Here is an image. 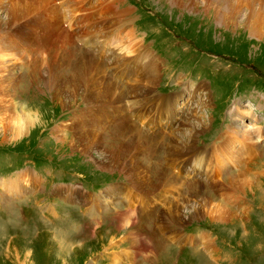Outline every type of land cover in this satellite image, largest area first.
Instances as JSON below:
<instances>
[{
    "label": "rangeland",
    "instance_id": "374dc122",
    "mask_svg": "<svg viewBox=\"0 0 264 264\" xmlns=\"http://www.w3.org/2000/svg\"><path fill=\"white\" fill-rule=\"evenodd\" d=\"M48 1L46 0L45 4ZM79 1H58L60 4L58 27L65 20L63 11L68 8L67 6H73V3ZM81 2L82 5L78 7V12H76L78 16L75 15L76 20L73 18L70 25L75 20L76 23L84 22L83 27H86L88 22L84 19L87 17H83V15L89 12L84 13L80 10L85 7L89 9L86 3L97 4L99 0H81ZM136 2L141 6L139 7ZM257 5L262 6V2H258ZM119 7L122 9L130 8L131 15L128 23L130 29L137 35L135 39H141L149 51L160 59L161 68L155 88V93L158 92L159 97L155 96V99L159 100L161 98L162 100L163 97L165 98V102L168 104L167 108L171 110L178 123L187 118L189 114L201 116L205 119V129L197 135L193 147H196L195 143L202 146L220 142L219 146L222 145L221 141L227 138L225 125L229 122V119L225 118V114L227 115L228 112L231 114L232 122L235 113L230 111L232 108L234 110L238 108L240 103L249 104V109L246 110L249 113L253 112L254 116L251 120L250 115L245 111L244 120L252 121L251 125L254 123L253 127L255 129L261 127L260 132L264 135L263 35L259 39L250 36L245 20L240 22L239 15L225 22L216 21L215 7L207 9L208 11L201 6L190 10L188 9L190 7L174 5L169 0H121ZM153 14H157L158 19ZM70 32L72 31L70 30ZM112 34L109 39L111 47L116 48V44H118L129 48L133 45V41L127 39V30H122V27H114ZM62 37L63 33L58 31L57 40L60 48L65 44L61 43ZM79 43H81V40ZM95 44L97 45L96 42ZM86 46L84 50L94 51L92 49L93 45ZM107 51H109L108 47H105L102 56H100V59H104L107 64L105 66L107 71L103 77L115 78L120 82L123 77L120 79V74L115 75L116 71L110 69L112 60L110 56H106L110 53ZM18 54L22 58L18 61L17 70L25 72L26 78L23 76L24 78L17 87H6L8 101L0 105V180L13 179L16 175H12L17 170L28 166L31 169L29 171L36 177L37 181L35 183L25 181L21 191L11 192L2 200L6 206L11 198L22 199L23 196L29 195L28 198L18 200L20 209L17 218L15 211L14 214L12 213L13 207L7 211L15 217L7 215L5 212L0 217V223L6 221V230L0 228V264H132L131 259H128L126 255L127 252L131 251V245L126 240L131 238L133 234H138L140 230L135 231L132 223L133 217H115V213L112 214L110 209H113L112 206L115 203L119 207L120 202L118 203V200L120 198L125 199L123 206H121L124 208L128 201L124 193L129 190V208L131 210L135 209L137 211L141 205H143L142 210L147 212L155 208L154 219L156 221L153 219V223L148 224L149 227H155V222L160 224V215L169 207L165 202H168L171 198L176 200L180 198L175 187H178V184L171 183L163 188L164 190L159 188L156 192H150L149 194L135 189V184L128 182L125 171L111 166V164L107 166L106 154L102 152L107 150L109 131L111 127L115 129L114 121H118V119H115V110L121 104L118 100L119 97L112 101L109 100L111 111H104L107 119H103L102 123L98 124L96 120L101 115L99 111L103 107L102 100L97 103L90 97L87 99L82 88L75 96H69L68 99L61 98L62 102L52 98L46 87L44 88L37 73L31 70V66L36 67V65L33 63L30 65L27 62L28 55L22 47L18 49ZM35 55V57L39 56L38 53ZM42 74H44V71H42ZM99 76L102 77V74ZM202 82L205 83L206 92L209 95L208 100H206L208 101L207 105L203 108L199 106L198 100L192 97L193 86H197ZM76 83L77 81L73 80V84ZM184 84H188V87L186 88ZM25 85L27 86L23 88ZM79 86L81 87L82 83ZM19 87L21 91H19ZM91 88L93 86L89 85V94ZM96 88L103 92L104 83L100 82L96 85ZM15 90L17 91L16 94ZM124 92L128 93V87H125ZM136 92H138V89H136ZM175 93H181V98L174 99L172 95ZM127 95L131 97L125 101L131 102L138 98L133 97L131 92ZM151 101H153L152 97L146 105L147 109L141 111L144 120L152 115V112L149 113ZM140 104L143 107L144 103ZM228 106H230V109H228ZM17 113L22 114V116L29 114L34 122L23 133L14 134L12 132V122H15L13 117ZM75 114H80L81 117L84 116L86 119L82 129L78 126L73 128L75 123L72 124V122ZM128 116L131 121L135 120L134 113H130ZM191 121L192 119L189 120V123ZM200 121L201 119L198 118V123ZM129 123L132 124V122ZM230 125L231 123L227 125V128ZM255 125L259 127H255ZM62 126L63 129L60 130L59 127ZM171 126L174 130L177 127L175 124H171ZM92 127L98 128L99 131L97 132ZM90 128L93 131L91 134H95V132L101 134L105 142L101 147L83 150L81 146H84L82 143L85 141L81 137H75L73 133H85L87 131L89 133ZM124 130L122 128L119 132ZM261 141L257 145L264 148ZM232 146H236V142L231 143L230 147ZM133 152L129 153L128 162L135 163L138 168L140 166L139 169L147 176L146 179L149 184L152 183L153 179L150 177L152 167H146L147 162L139 156L140 151L138 153ZM138 156L142 162L137 160ZM251 161L252 159L247 163V169L251 181L255 182L250 187L248 185L241 188L243 190H238V198L234 202H229V195H233L234 192L225 189L214 192L215 201L213 202H219L220 205H225L228 208L232 207L231 211H234V216L230 219L226 220L225 218L224 220L223 215L216 217L203 211L199 215L193 216L194 203L197 205V202H194L195 199H193L195 197H191V200L185 206L182 205L183 224L176 225L174 223L172 227L177 229L178 234L184 233L183 235L187 237L198 238L200 235H204L208 242L201 243L194 238L197 244L194 242L185 244L190 248L176 251L175 244L168 242H165L161 248L156 246L154 248L148 244V241L154 242L145 237L141 243L145 252H143L144 254L140 253L137 257L139 262L136 264L149 262H154V264H264V153L253 162ZM196 163L198 170L196 178L203 181L207 178L206 173L210 170H207V167L200 169V166L198 167V163ZM31 167L41 172L48 170L50 174H39ZM169 168L172 174L177 170L173 168V165L166 166V169L171 172ZM191 169H185L186 173L192 175ZM232 171L227 172L225 177L234 173L236 169ZM257 171L260 175L263 174L259 178L254 177ZM42 175L48 181L47 184L46 182L44 184V192H41V196H38L37 193L36 195H30L33 192L31 189L41 180ZM60 182H64L67 186L62 185ZM52 184L55 185V194L66 199L68 203L58 196L54 197L55 202L59 205L61 215L69 214L61 218L60 221L58 217L59 219L56 218L54 223L47 225V223L41 222V212L34 204L38 199L48 198L45 192ZM220 184L221 182L217 181L215 187H219ZM114 185L119 187L112 190ZM1 187L2 185H0ZM71 188L77 190L78 193L76 191L72 193ZM84 188L93 191L92 193L100 188V190H103L97 195H92ZM110 188L112 191L108 192L109 195H104V192ZM41 189V184H38L37 191ZM47 193L51 194L50 192ZM99 197H101V200ZM162 197L167 198L163 199ZM88 198H92L94 201L92 202V199ZM39 202L36 204H41ZM69 202L83 203L85 208L91 205L97 206L93 203L97 204L99 202L102 208L107 207V209L106 211L99 209L102 214L96 213L94 219L98 218L99 221L92 218L89 222L88 220H80L79 216L75 214L74 208L77 205H70ZM50 204L55 207V204ZM234 204L236 205L234 206ZM106 205H111V207ZM74 217H76L75 220H72ZM74 227H80L81 230L87 228L86 232L97 231L99 234L96 239H89V235L83 231H72L71 228ZM167 230L173 231L171 229ZM123 239L125 240L123 241ZM7 243L10 245L5 247ZM148 248L150 249L149 252H147ZM177 257L178 260H176Z\"/></svg>",
    "mask_w": 264,
    "mask_h": 264
},
{
    "label": "bare ground",
    "instance_id": "6f19581e",
    "mask_svg": "<svg viewBox=\"0 0 264 264\" xmlns=\"http://www.w3.org/2000/svg\"><path fill=\"white\" fill-rule=\"evenodd\" d=\"M58 1L49 0L45 4L46 0H0V105L8 101V90L6 87H17L22 78H26L25 72L17 70L18 61L22 58L18 54L20 47L28 55L27 62L30 65L32 63L36 65V67L31 66V70L37 73L44 88L46 87L52 98H56L62 102L61 98L65 97V99H68L69 96H75L82 88L87 99L90 97V99H94V102L97 103H100L102 100L101 104L103 107L99 111L101 115L96 120L98 124H101L103 119H107L104 111H111L109 100L112 101L119 97L118 100L121 104L115 110V119H118V121H114L116 130L111 127L106 147L107 150L102 151L106 154L107 166L111 164V166L121 168L122 171H125L128 182L135 184V189H139L144 193L156 192L157 189H163L167 185L174 183L175 185L178 184V187H175L180 196L177 200L171 198L168 202H165L169 207L160 215V224H156L155 222V227L148 226V224L153 223L155 208L147 212L142 210L143 205H141L139 208L137 207V211L135 209L131 210L129 208V190L124 193V196L128 199L124 208L120 205L118 207L116 203L112 206L113 209H110V212L112 214L115 213V217H133L132 223L135 231L140 230L138 234H130L132 237L126 240L131 245V251L126 254L127 258L131 259L132 264L139 262L137 257L140 253L145 252L141 244L145 237L146 239H151L157 248L164 246L165 242L169 243L171 239L180 243H186L187 241L196 243L195 239H198L201 243L208 242L204 235L195 238L178 234L177 229H174L172 225L174 223L176 225L183 224L182 205L185 206L191 200V197H195L193 198L195 199L194 202H197V205L194 203L193 216L199 215L202 211L216 217L223 215L222 218L224 220L225 218L227 220L234 216V211H231L232 207L228 208L225 205H220L219 202H213L215 201V197L213 196H215L214 192L216 191L229 190L235 193V196L234 193L233 195H229V202L232 203L238 198V190L244 186L249 185L250 187L255 182L251 181V177L248 174L247 160L250 157H254L251 161L253 162L261 157L264 153V148L257 145L261 141V134H259L261 127L255 129L253 127L254 123L251 125L252 121L248 122L243 118L245 111L250 115L251 120L254 117L253 112L249 113L246 110L249 104L240 103L238 108L235 110L231 109L230 112L235 113V116L232 119L231 125L225 130L227 138L221 141L222 145L220 146L219 143H215L204 148V155L198 157L197 154L201 152V148L193 147V142L198 137L197 135L205 129V119L201 116L189 114L187 116L188 120L185 118L178 123L171 110L167 108L168 104H166L165 98L163 97L162 100L161 98L159 100L155 99V96L159 95L158 92L155 93V88L161 68L160 59L149 51L141 39H135L137 35L130 29V24L128 23L130 21H128L129 16L131 15L130 8H120L119 2L121 0H99L97 4L86 3L89 9L85 7L80 10L84 13L89 12L83 15V17H87L84 20L88 22L86 27H83L84 22L80 21L76 23L75 21L78 7L82 5L81 0H77L79 1L78 3H73V6H67L68 8L66 7L67 9L63 11L65 13H63L65 20L63 23L60 22V27H58L57 21L60 18V4ZM169 2L178 6L185 5L190 7L188 8L190 10L198 6H201L205 10L215 7V19L220 22L231 20L239 15L240 22L245 20L250 36L258 37V39L262 35L264 36V0H169ZM258 2H262V6H258ZM73 18L75 20L70 25ZM116 26L122 27V30H127V39L133 41L131 47L126 48L118 44H116V48L111 47L109 39L113 35V28ZM58 31L63 33L61 43L65 44L62 48H60L57 40ZM80 40L81 43H79ZM90 40L92 41L90 42ZM86 45H93L92 49L94 51L84 50L87 47ZM105 47H108L109 51L107 52H110L106 56H110L112 60L110 69L112 68L116 71L115 75L120 74V79L123 77L120 82L115 78L103 77L107 71L105 69L107 64L104 59H100V56H102ZM58 50L61 51L59 52ZM36 53L39 54L38 57H35ZM18 69L21 70L20 68ZM42 71H44V74H42ZM100 74H102V77L99 76ZM27 78L29 77L27 76ZM125 78H128V80L126 81ZM73 80H76L77 83L73 84ZM100 82L104 83L103 92L96 88V85L100 84ZM78 83H82V86L80 87ZM123 83L125 84L121 87ZM89 85L93 86L90 94ZM184 85L186 88L188 87V84ZM125 87H128L127 94L131 92L133 97L138 98L131 102L125 101L131 97L124 92ZM136 89H138V92H136ZM19 91H21L20 87ZM16 93L17 91L15 90ZM181 95V93H175L172 97L179 99ZM208 96L205 83L202 82L197 84V86H193L192 97L198 100L200 107L203 108L207 105L208 101L206 100H208ZM151 97L153 101H151L149 113L152 112V115L144 120L142 119L143 113L141 111L147 109L146 105L150 102ZM140 103H144L143 107H141ZM112 110L114 111V109ZM130 113L135 114L134 121L129 119L128 114ZM74 116L72 124H75L73 128H77L78 126L82 129V126L86 122L85 117H81L80 114H75ZM94 116L96 117V114ZM198 118L201 119L199 123ZM13 119L15 120V122H12V132L14 134L23 133L34 122V119L29 114L22 116V114L17 113ZM190 119H192L191 123H189ZM129 122H132V124ZM171 124L177 125L175 130ZM255 127L259 126L255 125ZM92 128H95L97 132L99 131L96 127ZM92 128H90L89 133H87L88 131L85 133L78 132L79 134L73 133L75 137H81L86 142L82 143L84 145L81 146L83 150L104 145L105 139L103 136L96 132L95 134H91L93 132ZM122 128L125 130L119 132ZM59 129H63V126L59 127ZM233 134L234 136H232ZM118 136L119 138H117ZM254 136L257 137V141L253 139ZM233 142H236V146L230 147ZM212 147L215 148L213 149ZM131 151L135 153L140 151L139 156L143 157L147 162L146 167H152L150 171V177L153 179L152 183L149 184L146 179L147 176L139 169L140 166L138 168L135 163L128 162L127 158ZM139 156L137 160L140 162L141 158ZM192 156L197 158L191 163L190 157ZM196 162L198 163V167L201 166L203 169L208 167L210 170L206 173L207 178L204 182L196 178V174L198 173L195 165ZM169 165H173V168L177 169V173L173 172L172 174L170 168L171 172H169L166 169V166L168 167ZM217 165L219 166L218 168ZM187 168H192L190 170L192 175L186 173L185 169ZM234 169H236L234 173L225 177L227 172H233L232 170ZM25 172L31 173L32 176L29 175L30 182L35 183L37 181L32 172L28 169ZM262 175L257 171L254 177L259 178ZM26 177L27 174L23 173L20 175L18 173L13 179L0 180V185H2L0 197H2V200L10 195L11 192L16 193L17 191H21ZM217 181L221 182L219 187H215ZM118 187V185H114L112 186V190ZM170 188L172 187L170 186ZM68 189L70 190V188ZM110 190L111 188L106 190L104 195H109L108 192ZM71 191L72 193H75V191L78 193L77 190L72 188ZM93 204L97 206L91 205L86 207L85 210H89L91 212L89 215L94 219L97 212L101 213L100 210L106 211L107 207L105 209L102 208L99 202ZM106 206L111 207V205ZM236 213L239 214L237 211ZM166 228L173 231H169Z\"/></svg>",
    "mask_w": 264,
    "mask_h": 264
}]
</instances>
